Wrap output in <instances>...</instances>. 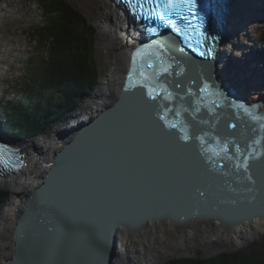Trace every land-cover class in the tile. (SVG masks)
<instances>
[{
    "label": "water",
    "instance_id": "1",
    "mask_svg": "<svg viewBox=\"0 0 264 264\" xmlns=\"http://www.w3.org/2000/svg\"><path fill=\"white\" fill-rule=\"evenodd\" d=\"M222 6L226 15L227 4ZM153 41L165 46L162 59L171 67L159 79L184 97L176 104L188 108L186 123L241 146L256 135L244 109L264 116V102L247 103L218 80L213 59L199 58L170 37L138 43L118 97L72 131L55 151L45 179L21 203L3 264H118L119 229L137 232L165 220L180 225L210 219L225 228L264 220V156L251 162V181L228 162L214 165L199 141L185 143L177 130L165 127L161 100L148 99L139 86L125 91L133 53ZM144 63L138 58L137 67ZM135 251L126 250L124 264L137 261Z\"/></svg>",
    "mask_w": 264,
    "mask_h": 264
},
{
    "label": "bare ground",
    "instance_id": "2",
    "mask_svg": "<svg viewBox=\"0 0 264 264\" xmlns=\"http://www.w3.org/2000/svg\"><path fill=\"white\" fill-rule=\"evenodd\" d=\"M83 1L102 22L100 42L105 51V58L111 63V71L101 76L96 91L92 97L90 96L93 108L86 113V117H81L76 126L78 128L118 97L129 68L131 49L138 44L136 33L110 0ZM260 7L263 8L262 0H228V14L223 24L221 42H219L215 56L218 80L228 82L247 103L256 100L264 102V80L254 70V67L259 68L260 66L253 64L254 61L249 57L256 50L254 47H249L252 42L256 41L254 32L262 23L263 14ZM23 15L24 8L18 0H0V33L12 21L17 22V25L26 23ZM249 77L252 78L251 81L248 80ZM76 127H73L72 131L76 130ZM72 136L70 134L66 138V136L59 135L55 139V149L58 150ZM21 147L28 156L22 171L10 177L12 181L17 182L18 187L14 191L12 206L5 209L0 218V225L3 228L9 227L8 232H3L1 231L2 227L0 228V235L3 239L0 244V264H3L2 262L11 248L10 229L21 203L45 179L48 166L52 162L51 159H47L45 154L41 155L37 150L33 152L25 145ZM35 149L37 148L35 147ZM6 181L7 179L4 183ZM35 183L36 185H34ZM182 229L184 233L179 231ZM144 230L150 231L151 234H142ZM263 233V219H254L243 225L230 228H225L217 221L210 219L189 221L180 225L173 224L168 220L156 224L149 222L137 232L119 229L118 251L121 259L118 264H124L123 257L126 255V250H137L135 251L136 255L134 254L137 261L133 264H161L169 257L189 255L194 245V238L205 242V244L219 240L222 242L221 245L229 244L239 248L260 237ZM154 235H159L157 239L160 242H167V244H159L162 252L158 251L159 248L151 249L147 247L149 245L144 246L153 243Z\"/></svg>",
    "mask_w": 264,
    "mask_h": 264
},
{
    "label": "trees",
    "instance_id": "3",
    "mask_svg": "<svg viewBox=\"0 0 264 264\" xmlns=\"http://www.w3.org/2000/svg\"><path fill=\"white\" fill-rule=\"evenodd\" d=\"M37 2L43 23L31 29L30 38L39 47L27 58L26 77L15 86L19 89L12 88L14 96L9 100L5 95L0 103L4 106L0 124L15 140L43 136L53 125L67 121L99 81L94 28L67 0ZM260 41L264 45V28ZM9 197L10 192L0 188V214ZM167 264H264V245L254 243L234 253Z\"/></svg>",
    "mask_w": 264,
    "mask_h": 264
},
{
    "label": "snow or ice",
    "instance_id": "4",
    "mask_svg": "<svg viewBox=\"0 0 264 264\" xmlns=\"http://www.w3.org/2000/svg\"><path fill=\"white\" fill-rule=\"evenodd\" d=\"M122 3L136 21L155 24V27L147 29L150 33H156L160 28H166L171 30L189 48L195 50V48L203 49L205 46L203 34L199 32L198 26L192 23V19L197 17L195 12L197 0H122ZM146 52L149 55L146 56ZM210 52L211 49H209ZM164 54L165 46L159 41H153L147 48H137L132 56V68L128 74V84L125 86V91L136 86L145 88L148 99L152 101L159 99L163 102L160 105L163 112L159 118L165 122L166 128L177 130L180 133L179 139L185 143L190 140L199 141L201 153L208 161L214 165L217 161L228 162L236 173H243L244 178L251 181L252 177L249 175L251 162L264 156V135H262L264 134V116H257L248 109H244L256 125L252 129L256 135L245 146H241L230 139L221 140L209 132L198 133L193 126L186 123L182 118L183 114L189 111L188 108L183 107L182 104H176L177 99L183 101L184 97L175 93L167 84L160 82V76L169 73L171 67L170 64L165 65L162 59ZM200 54L204 55L205 53L201 51ZM152 57L159 61L158 65L154 64ZM138 58L145 62L140 68L137 67ZM145 67L150 71H145ZM175 87L180 88L181 85L177 83ZM206 90L207 85L201 89L202 92ZM237 107L243 108V105ZM193 111L199 112L200 109L195 108ZM169 113L174 114V119H168ZM193 119L195 118L193 117ZM202 123L206 122L202 121ZM190 127H192L191 132ZM229 127L235 128L236 125L231 124ZM9 151L5 145H0V164L5 166L9 164L7 159ZM219 166L224 167L226 165L220 164Z\"/></svg>",
    "mask_w": 264,
    "mask_h": 264
},
{
    "label": "rangeland",
    "instance_id": "5",
    "mask_svg": "<svg viewBox=\"0 0 264 264\" xmlns=\"http://www.w3.org/2000/svg\"><path fill=\"white\" fill-rule=\"evenodd\" d=\"M20 4L23 5L24 8V15L23 19L26 23L24 24H18L15 21L10 22L6 29L3 30L0 33V91H3L7 88H15V86L20 83V81L25 78V74L27 72V58L29 55H32L35 50L39 47L38 45L34 44L32 42V39L30 38V31L37 25H41L43 23V15L42 10L37 2V0H18ZM68 3L76 9L80 14L84 16L87 23L92 26L95 30L94 32V43L96 45L94 46V58L96 61V64L98 66V72H99V81L100 83L101 76L110 73V65L111 63L109 60L105 58V51L103 50L101 41L102 36V22L97 19V17L92 13V10L89 6L85 4V1L83 0H67ZM263 8L260 7V10L263 14L262 16V23L260 24L259 28H256L254 34L256 35V41L254 43L252 42L249 46L250 48L254 47L256 50L254 53H251L249 57L252 61H254L253 64L259 65V68H255L257 74H260V77L262 80H264V63L262 57H264V46L261 44L260 37L261 32L264 28V0H262ZM2 42V43H1ZM100 42V43H99ZM262 55V56H261ZM246 60V58H245ZM233 60L231 59V62ZM245 62V61H244ZM261 71V72H260ZM252 80L251 77L248 78V80ZM247 80V82H249ZM244 81V80H243ZM98 84L95 88V90L90 95L93 96L94 92L96 91ZM19 88H15L17 91ZM13 92H9L7 95L9 97V100L14 96ZM90 98L87 99V101L79 107L78 112L75 114H72L68 117V120L65 122L57 123L51 127L47 131V133L43 136L33 138V139H26L18 141L17 143L19 145H25L29 147L30 151H35L41 155L45 154L48 158H53L54 152L57 150L55 149V139L60 135L66 136L70 135L72 132V128L76 127L81 117H86V113L90 111V109L93 108V104L90 101ZM3 108H0V117L3 113ZM35 147L37 149H35ZM43 152V153H42ZM46 168V167H45ZM35 181V180H34ZM33 181V182H34ZM36 185V183L34 184ZM17 182L10 178L8 181L1 182L0 181V188L7 190L10 192V197L8 199V202L6 203L4 209L2 210L0 214V218L2 217V214L5 209H8V207L12 206V198L14 197V191L17 189ZM2 226L0 225V228ZM9 227H5L1 229L3 232H8ZM11 230V229H10ZM0 231V232H1ZM181 233H184V230H179ZM142 234L147 235L151 234L150 231L144 230L142 231ZM160 235V234H159ZM159 235H154L155 238L153 240V243L145 244L144 246L150 247L151 249L154 247L159 248L160 243L167 244L166 241H159ZM178 239V237H176ZM156 240V241H155ZM3 239L0 235V244L2 243ZM258 243V245H264V233L260 235V237L255 238V240L248 242L247 244L243 245L242 247L235 248L229 244L221 245L222 242L218 240V242H213L211 244H205V242H200V240L195 239L193 240V248L190 250L189 255H183V256H173L166 258L163 263L161 264H167L171 261H177L181 259H193V258H201V259H209L212 257H216L222 253H234L241 250L248 249L252 244ZM219 245H221L219 247ZM159 252H162L161 249H158Z\"/></svg>",
    "mask_w": 264,
    "mask_h": 264
}]
</instances>
